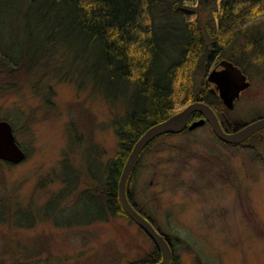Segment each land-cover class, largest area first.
<instances>
[{
  "label": "rangeland",
  "instance_id": "obj_1",
  "mask_svg": "<svg viewBox=\"0 0 264 264\" xmlns=\"http://www.w3.org/2000/svg\"><path fill=\"white\" fill-rule=\"evenodd\" d=\"M198 12L210 16L208 5ZM250 23L264 44V15L242 28ZM55 49L56 63L14 79L0 74V119L10 121L26 154L18 162L0 159V264H129L151 251V238L126 215L87 222L89 198L79 194L87 175L70 183L86 163L105 174L117 148L112 120L122 107L93 91L81 60L68 64L72 44ZM244 72L250 83L226 115L249 122L264 116V64L247 63ZM249 144L225 143L205 122L157 137L140 156L132 191L171 235L180 264H199L191 244L203 264H264V144Z\"/></svg>",
  "mask_w": 264,
  "mask_h": 264
},
{
  "label": "trees",
  "instance_id": "obj_2",
  "mask_svg": "<svg viewBox=\"0 0 264 264\" xmlns=\"http://www.w3.org/2000/svg\"><path fill=\"white\" fill-rule=\"evenodd\" d=\"M201 4L209 6L210 16L205 20L198 12ZM190 11L197 13L189 16ZM261 14L264 0H198L194 7L186 0H0L1 75L14 79L18 74L32 73L48 60L56 63L55 48L66 42L76 51L68 64L81 60L93 77V91L122 107L112 120L117 148L106 162L105 174L101 176L98 165L93 169L88 163L71 173L72 184L80 174L87 175L83 178L86 185L79 191L89 198L87 222L111 215L129 217L118 198V181L134 142L149 126L195 100L209 103L227 131L246 123L226 115L230 108L219 97L216 86H209L206 75L210 63L222 58L232 60L243 71L247 63L264 64L262 31L253 32L254 23L242 28L243 23ZM57 72L55 68L53 73ZM200 116L193 110L188 122ZM169 133L156 135L141 149L128 175L126 193L133 206L169 240L172 256L168 264H180L171 235L136 200L131 188L132 173L144 150L151 141ZM261 135L264 127L237 143L216 137L240 146L258 140L264 144ZM178 239L190 247L187 240ZM152 244L151 251L129 264L159 260L160 250ZM191 248L197 262L203 264L192 244Z\"/></svg>",
  "mask_w": 264,
  "mask_h": 264
},
{
  "label": "water",
  "instance_id": "obj_3",
  "mask_svg": "<svg viewBox=\"0 0 264 264\" xmlns=\"http://www.w3.org/2000/svg\"><path fill=\"white\" fill-rule=\"evenodd\" d=\"M219 64L221 67L211 68L207 72L206 77L208 81L214 83L216 86L217 93L223 103L227 107L232 108L235 98L238 97L241 90L249 85L250 81L241 67L235 64L232 60L222 58L220 59ZM193 110L199 111L202 116L193 118L188 122L189 116ZM205 122L210 125L214 134L221 140L230 143H237L245 139L254 131L264 127V116L246 122L234 130L227 131L222 127L215 111L209 103L202 100H195L186 104L163 121L149 126L137 138L126 158L119 177L118 198L121 206L129 217L145 231L160 250L161 258L159 260L141 264H168L172 256V249L167 237L153 225L148 217L137 210L128 199L126 193V181L128 175L141 149L156 135L163 132H180L184 128L192 129ZM25 155L24 149L16 140L12 124L9 120L1 118L0 159L9 162H18L24 159Z\"/></svg>",
  "mask_w": 264,
  "mask_h": 264
},
{
  "label": "bare ground",
  "instance_id": "obj_4",
  "mask_svg": "<svg viewBox=\"0 0 264 264\" xmlns=\"http://www.w3.org/2000/svg\"><path fill=\"white\" fill-rule=\"evenodd\" d=\"M227 59V58H226Z\"/></svg>",
  "mask_w": 264,
  "mask_h": 264
}]
</instances>
